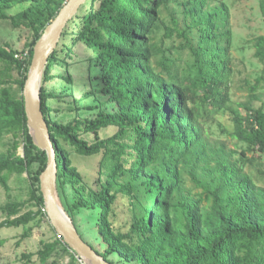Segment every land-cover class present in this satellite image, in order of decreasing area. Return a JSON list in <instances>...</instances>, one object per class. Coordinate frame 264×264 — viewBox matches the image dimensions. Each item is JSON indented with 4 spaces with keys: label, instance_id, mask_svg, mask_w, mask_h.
<instances>
[{
    "label": "trees",
    "instance_id": "1",
    "mask_svg": "<svg viewBox=\"0 0 264 264\" xmlns=\"http://www.w3.org/2000/svg\"><path fill=\"white\" fill-rule=\"evenodd\" d=\"M65 1L0 0V20L30 31L21 51L0 44V138H11L0 152V185L9 195L0 204L5 216L0 229L26 226L22 237L31 233L28 223L47 218L39 189L47 155L32 142L21 92L33 46ZM258 3L264 24V0ZM16 5L25 6L9 13ZM162 27L176 44L156 40ZM79 43L88 50L81 61L89 78L94 74L99 80L98 86L88 83L83 99L98 102L89 108L99 117L75 114L61 121L50 101L74 94L70 67ZM232 43L227 0H86L64 28L41 88L57 189L82 237L76 216L88 214L104 249L91 246L113 264L111 255L123 264H264V184L247 169L264 156V102L254 105L264 88V68L248 99L235 103ZM253 47L264 64V33ZM24 50L25 57L15 56ZM56 68L65 74H54ZM54 77L62 81L61 92L44 84ZM219 115L228 117L232 130ZM214 124L235 140L233 148L212 136ZM108 126L115 131L99 136ZM73 155H100L94 185L74 165ZM25 172L28 197L14 200L10 177ZM259 176L264 179V171ZM119 196L128 199L125 230L112 221ZM35 254L37 264H57L62 254H68V264H83L56 233L35 253L22 252L23 264Z\"/></svg>",
    "mask_w": 264,
    "mask_h": 264
},
{
    "label": "rangeland",
    "instance_id": "2",
    "mask_svg": "<svg viewBox=\"0 0 264 264\" xmlns=\"http://www.w3.org/2000/svg\"><path fill=\"white\" fill-rule=\"evenodd\" d=\"M231 10V22L233 27V43L232 52L234 55V76L231 89V97L235 103L244 102L248 99V93L250 85L254 84L256 78L261 74L264 64H262L257 58L254 57V38L264 33V24L262 15L259 9L258 0H227ZM25 5H16L9 13H14L20 10ZM30 37V31L23 27L14 28L5 20H0V44H8L13 48L23 50L24 44ZM156 40H163L166 46L171 47L176 44V39L168 37L165 28H160L156 34ZM74 53L76 62L72 63L70 70L75 78V92L73 95H65L62 99H52L50 101L53 108V115L61 121H67L72 119L75 114L83 118L95 119L99 115L97 110L89 108L94 104H98L93 97L83 99V92L86 89L88 83L93 82L94 86H98L99 80H95L94 74L89 75L86 72L84 63L81 61L88 55V50L85 46L79 43L74 47ZM57 70V71H56ZM57 72L65 74L63 68H56L53 73ZM16 75V73L14 72ZM89 78V79H88ZM88 79V81H86ZM61 80L54 77L49 82L44 83L45 86L56 92H61ZM86 82L87 84L85 85ZM43 84V85H44ZM261 86H264L261 83ZM260 95V100L254 102L255 106L261 105L264 102V88L258 89L257 92ZM79 99L80 101L75 103L73 99ZM78 108V112L74 111V108ZM218 118L222 120L228 131L232 130V124L228 117L219 115ZM212 136L220 137L224 140L228 146L234 147L235 140L227 134H221L216 124L212 125ZM115 131V128L108 126L102 128L99 131V136L106 137L111 135ZM89 141L93 139L92 134L84 135ZM11 141L9 135H5L0 138V152L7 151L8 145ZM18 153H22V144H18ZM251 156V153H250ZM74 165L84 176L86 181L90 185H94L93 181L97 176L98 163L100 155L94 156H72ZM247 169L252 173L259 184H264V179L259 176V171H264V156L257 158L254 164H248ZM10 191L9 194L14 200H25L28 197V179L27 173L21 175L13 174L10 177ZM9 198L8 192L0 185V204L7 201ZM35 209V207H32ZM128 199L126 197L119 196L114 205V214L112 216L113 224L116 228L125 230L127 222L129 220L128 211ZM5 216L0 211V220ZM38 219L28 223L27 226L32 228L29 236L22 237L21 234L26 226L21 227H3L0 229V264H23L24 259L21 258L22 252L35 253L41 247L42 240H51L55 236L49 220L41 216ZM76 222L81 233H83V239L99 251L104 249L99 237L92 230V222L88 214H79L76 216ZM109 259L115 261L117 264H123L116 256L111 255ZM57 264H68V254H62L57 259ZM38 256L35 254L31 257L30 264H37Z\"/></svg>",
    "mask_w": 264,
    "mask_h": 264
},
{
    "label": "water",
    "instance_id": "3",
    "mask_svg": "<svg viewBox=\"0 0 264 264\" xmlns=\"http://www.w3.org/2000/svg\"><path fill=\"white\" fill-rule=\"evenodd\" d=\"M86 0H66L55 17L44 27L33 46V54L22 87V100L26 125L32 142L47 155V163L39 175V189L44 201V210L51 227L63 241L76 252L83 264H113L99 254L79 234L60 199L56 176L57 163L48 124L41 110L43 72L48 58L57 47L62 32Z\"/></svg>",
    "mask_w": 264,
    "mask_h": 264
},
{
    "label": "built area",
    "instance_id": "4",
    "mask_svg": "<svg viewBox=\"0 0 264 264\" xmlns=\"http://www.w3.org/2000/svg\"><path fill=\"white\" fill-rule=\"evenodd\" d=\"M27 54V50H24L22 53L15 54L16 57H25ZM44 210V207H43ZM45 211V210H44Z\"/></svg>",
    "mask_w": 264,
    "mask_h": 264
}]
</instances>
